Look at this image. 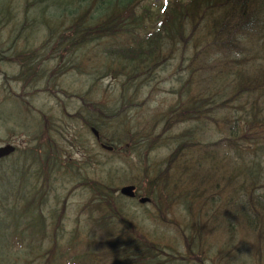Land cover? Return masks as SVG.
I'll return each mask as SVG.
<instances>
[{
  "label": "trees",
  "instance_id": "1",
  "mask_svg": "<svg viewBox=\"0 0 264 264\" xmlns=\"http://www.w3.org/2000/svg\"><path fill=\"white\" fill-rule=\"evenodd\" d=\"M76 1L89 7L73 3ZM201 1H205L207 8L214 6L212 10L223 9L230 11V15H235L231 19H226V16H224L222 19H215L214 22L211 21L210 27L207 30V33H212L213 40L221 44L222 50L230 47L236 49L238 47L237 42L232 39H225L223 36V34L230 33V28L221 26L225 25L228 21L229 26L232 24L235 35L250 32L249 35L261 36L257 34L260 33L258 31L264 32V0ZM58 6L61 9L59 18L65 17L67 14L71 16L68 24L74 29L71 35L78 38V41L80 40V43L84 46L82 48L77 46V50L83 52L86 47L85 44H89L88 46H92V48L86 52L90 54L91 58H96V53H99L101 60L95 70L99 74L112 73L115 70L117 71V68L120 69L112 60L114 46H121L120 48L127 47L126 44L122 43L115 42L113 44L114 40L118 38L117 32L119 31L127 34H136L139 41L146 42L144 44L145 47L140 42L136 44V47L131 45V48L127 49L131 54L137 55V59L141 58V55L144 53L148 59L156 60L167 49L169 52H167L166 58H163V60H174L175 53L178 52L182 55H189V52L184 47H190V43L177 45L180 38L177 34V26L172 24L173 13L167 12L166 18L163 19L159 10H152V8L145 4V0H60ZM217 23H220V25ZM62 32L69 35L66 28ZM144 33L150 35L148 42L146 39H140ZM159 36H162L164 40L161 41L162 46L156 49L158 42L154 43V40ZM200 36L201 34L194 37L193 40L196 41ZM168 39L171 40L174 49L170 47ZM66 48L70 51L72 50L71 45ZM198 50L193 51V54H198ZM74 55H76L75 58L79 59L80 62L87 59L84 53L79 55L74 53ZM31 57L32 53L27 49L22 51L21 55H14L8 60L19 62L23 67L31 69V66L25 62ZM191 57L192 55L188 57L191 61L188 64L176 66L178 73L186 72L189 75L183 90L184 93L188 94L195 88L196 76L201 72H205L204 68L198 69L194 65L196 59ZM206 70L211 72L212 68H206ZM214 76L211 74L205 77V79L210 81L209 86L205 87V90L208 99L213 104L209 106L208 112L213 113L217 111V115H220L221 109L227 106L226 102L228 101L225 99L224 89L225 83L229 82H226L225 79L219 82H212L211 79ZM129 77H132L131 82L136 81L139 87H143V85L145 86L150 82L145 75L141 76L138 74ZM262 77H264V70ZM51 89L52 87L49 86V90ZM235 90H238V88ZM123 98L124 92L121 95V99ZM196 98L198 97L196 96ZM125 100L126 102L122 101V105L126 109L134 107L137 103V98L134 95ZM79 101L82 104L81 111L75 115H67L61 122L44 119L43 128L39 129V133L34 138L44 141L49 140L50 137L46 127L50 123L54 129H58V123H63L66 126L69 123H79L84 128H88L93 122L89 117L90 113H82L84 108H86L85 100ZM105 110L111 112L110 107ZM229 121L230 117L228 116L225 122ZM100 128L98 127V129ZM237 131L230 132V142L234 146L231 156L237 155L238 151H240L242 162L240 165L236 163L233 165L229 162L231 171L222 167L217 172V178L223 177L224 182L218 193L223 195L230 203L228 204L229 210L227 208V211L229 213L227 214L233 213L240 218L247 228L253 227L259 232H263L264 192L253 193V191L258 189L257 184L264 182V169L256 162L254 165L248 166V171L252 173L249 181L242 180L240 175L244 169L243 153L246 151L243 148L244 143L247 142L259 151L261 148L256 145L255 138H251L245 131H242L241 135H239ZM8 133L10 134L11 131L8 130ZM42 152L49 157L46 151L43 150ZM231 161L234 160L232 159ZM201 163L200 160L194 164L190 159H184L178 168V174L190 177L200 171ZM74 182H76V188L79 187L81 189L82 198L87 203L80 210L81 216L78 222L84 220L90 222L100 221L103 226L100 232H98L101 234V242H104L108 238L106 243L97 242V248L100 246L98 255L96 256L95 251V257L91 256L92 249L90 250L89 248L90 241L88 237L84 235L80 237L81 233L76 228L73 232L68 233L66 243H60L59 236L61 232L63 233L62 229H60L63 223H58L60 216L57 218L51 214L49 217L47 215L46 218L44 216L43 202L38 200L36 215L38 213L37 221L39 217L40 227L38 225L34 226L32 223L28 227H25V234L19 233L18 235L15 228L7 230L4 238L0 241V251L4 255L3 261L0 262L1 264L17 263L14 257V250L19 251L20 254L30 256L33 261L38 260L40 264H206L204 260H208L209 256L205 257L203 254L204 249L195 245V236L198 235L192 232L195 227L199 226V222L189 212L182 211L180 215L179 210L177 218L180 217L175 219L177 222L174 225L169 222L174 227L173 230L166 228L147 235L143 231L135 229L134 222L130 219L132 214L127 211L124 202L119 201V197L116 196L115 176L105 175L100 169L94 171L88 170L84 174L75 175ZM172 185L182 195L185 194L186 196L187 189L180 187L175 178L172 179ZM21 196L26 197L23 199ZM205 196V193H201L193 197L192 200L201 203ZM2 198L4 199L1 200ZM2 198L0 199V203L5 202L10 204L7 196ZM13 198L15 200L14 205L22 206L23 204L32 205L35 203L31 197L30 201L27 202L29 195L23 191L17 192V194L13 195ZM33 206L22 207L31 208ZM48 221L52 222V224L48 223ZM216 221L217 219L209 226H203V231L210 229ZM48 227H50L49 230ZM211 231L214 230L211 228ZM170 234H172V239ZM229 234H232L230 229ZM255 235L252 234L253 239H255ZM261 235L262 233H258L259 238ZM234 236L235 229H233V236L229 238V244L224 239L225 246L222 249L210 252V264H216L213 259L222 254L224 260H221L220 264H232L235 259L241 261L243 253L246 255V258L249 257V254L244 252V248L237 245L229 247L231 239ZM92 247L94 246L91 245ZM257 261L249 263L246 259L242 264H264L263 259L258 258Z\"/></svg>",
  "mask_w": 264,
  "mask_h": 264
},
{
  "label": "rangeland",
  "instance_id": "2",
  "mask_svg": "<svg viewBox=\"0 0 264 264\" xmlns=\"http://www.w3.org/2000/svg\"><path fill=\"white\" fill-rule=\"evenodd\" d=\"M5 0H0V13L3 12L6 8L7 5L4 3ZM155 1H162V0H155ZM185 1L188 0H177V4L181 6H185ZM56 10V8H53ZM34 15H38V12H35ZM23 20V14H22V9L20 8V22L19 25H21ZM220 25V23H217ZM183 32L187 38L188 41H190V49L192 51H197L198 54H193L191 58H195L196 62L194 65L200 69V68H212L216 69L215 66V58L219 61L224 57H227V59L232 60L235 63H242L243 61V54L238 53L234 54V52L228 54L224 51L219 50L221 49V44L217 43L213 40L212 37H210V33L207 34V38L203 36H200L198 39H196L195 42H193V36L202 34V22L196 17L194 20L193 19H186L183 20L182 24ZM25 35L31 36L30 39H36L34 43H31V45L35 46H40L43 44L45 41L46 37L42 36L41 33H31L30 29L26 30ZM24 34L20 35L16 47L20 51V48L23 44V39H24ZM7 35H10V37H18L16 35V30H14V27L11 28L9 26L5 27L2 29V36L5 37ZM224 38L228 36V33L223 34ZM235 42L239 44V37L234 38ZM261 42V41H260ZM217 44L219 45V48L217 47ZM212 56V57H211ZM214 57V58H213ZM212 58V59H211ZM214 59V60H213ZM257 62L262 66L264 69V55H261L256 58ZM217 62V61H216ZM88 64V63H87ZM89 65V64H88ZM254 64L250 65L252 67ZM51 68V66H50ZM3 69L7 72H13L11 75L15 76L17 71V66L9 65V66H4ZM164 71H166L168 74H171L173 72V67L170 65L169 62H166L163 66ZM219 70V67H218ZM226 71L225 67H220V72ZM236 78H239V73L234 72ZM253 73L249 72L246 74V77H252ZM258 80V79H257ZM256 80V81H257ZM60 81H61V87L62 88H67L68 90H71L73 88H83L86 89L89 87V85L93 82L92 77H75V73L73 70H68L67 72L61 74L60 76ZM3 82L2 77H0V83ZM196 82V81H195ZM99 83L101 84L102 88V95L103 97H108L109 94L112 93H118V86L116 83L110 81V80H100ZM125 83L128 85H135L136 82L132 81L127 83L125 80ZM242 84L247 85L246 87H239L238 90H235L233 88V85H229V83L225 84V89H224V94H225V99L228 101L227 106H230L231 108H222V111L220 112V115H217V111H215L214 115L215 118H218V122H214V125H211L212 130L214 131L215 134V139H221L225 138L228 136V130L227 126L225 124L226 119L228 116L230 117V121L228 126L232 130H238L237 134L241 135L242 131H245L247 135H249L251 138H255L256 140V145L261 148L262 150L257 152V156L254 154L249 153L246 157L251 158L254 161H256L262 169H264V77L260 78L255 85H249L247 82H243ZM13 88H14V93L19 94L20 93V85L19 83H13ZM163 84H157L155 85L154 83L150 84L145 88L141 98L142 99H147V107H142V106H137V108L133 109L130 113V116H133L132 118L128 117L130 119V122L134 124H139L141 122L142 116L144 113H148L151 118H156L158 116H161L163 112H166L168 108L171 106L172 103V96L168 95L166 89L163 88ZM199 90L204 91V87L201 85H198L197 87ZM194 91L198 90L196 88L193 89ZM6 92L2 91L0 89V107L1 108H8V106H13V105H18L15 101L9 100L7 101L8 105L1 104L2 101L5 100ZM65 101V100H63ZM29 104L34 106L36 109L40 110H47L50 109L52 113L54 114H60L61 113V103L55 99L52 96H49L45 93L38 92L35 94L33 97H30L29 100L27 101ZM120 99L116 100L115 106H114V111L117 110L120 106ZM66 104L68 105V108L73 110L79 106L78 102H75L73 99L66 101ZM98 115H108V112L104 109H100V111H97ZM17 120H24L26 119L25 117V112L24 111H19L17 114L14 116ZM30 118L32 120H35V116L33 114L30 115ZM1 123L0 124V141H5V143H16L19 145L22 141H24V138H29L30 136H25L24 132H21L20 135L16 134L11 136L8 133V130H16L18 131L21 125L13 120H10V123ZM151 124H147L145 122L139 124V128L143 129H150ZM106 131L111 132L114 128L113 125H105ZM183 127L176 129L174 131H182ZM110 136V135H108ZM21 145V144H20ZM248 146V144H245ZM159 158H162L164 155V151H159L157 153ZM237 158L240 157V154L236 155ZM211 161L213 163H217L219 161L218 155L211 156ZM238 161V159H236ZM125 166H123L121 172H125ZM137 171V168H132L130 171ZM34 169L30 170V174L33 176L34 174ZM129 171V172H130ZM18 176V172L16 170V167L13 163H8L7 167H3V164L0 163V195L13 191L14 190V182ZM122 182H119L121 184ZM261 185L264 186V182H261ZM31 186H33L31 184ZM72 184L67 185V189L71 190ZM59 192V191H58ZM79 189L75 190L72 193V197L69 201L68 204V217L71 218L72 220L75 218V209L72 210L71 206L72 204L74 205L73 208H76L82 200V193L79 192ZM76 193V194H75ZM66 190L63 191L62 193L55 195L56 201H55V209L51 208V213H55V215H58L59 209L61 207V201L65 198ZM6 194L5 196H7ZM23 199H25L26 196H21ZM30 197L28 200H30ZM2 198L1 200H3ZM52 204L47 203L46 211L50 208ZM131 205V204H130ZM132 209L133 206L131 205ZM147 210H150L147 208ZM31 214L33 218V225H39V217L37 221V215L35 212V206L32 207L31 209ZM12 218L13 220L17 221V211L9 209L5 212L4 214V219L0 221V226L1 224L6 220ZM9 221H6V226L8 225ZM50 222V221H49ZM64 222V221H63ZM75 224V222H74ZM70 225V224H69ZM71 226V225H70ZM82 224L81 222H77V226L75 225V228L77 227L80 237L83 235L85 236V232L82 231L83 227H81ZM84 226V225H83ZM74 227V226H73ZM73 227L68 228H62L63 233H60V243H66L67 242V237L68 233L73 229ZM87 228V227H86ZM59 233V232H58ZM101 234H97L96 238L98 240H101ZM5 236V231L3 229H0V241L4 238ZM91 245L94 247L91 248ZM0 248H1V243H0ZM90 250L92 249L91 256H94L93 251L97 250V241H91L89 245ZM15 254V260L17 263L14 264H40L38 260L33 261L30 256L23 255L22 253L20 254L19 251L14 250ZM97 256V255H96ZM4 255L0 251V262L3 261ZM1 264V263H0Z\"/></svg>",
  "mask_w": 264,
  "mask_h": 264
},
{
  "label": "water",
  "instance_id": "3",
  "mask_svg": "<svg viewBox=\"0 0 264 264\" xmlns=\"http://www.w3.org/2000/svg\"><path fill=\"white\" fill-rule=\"evenodd\" d=\"M4 152H5L4 150H1V151H0V156H1V155H5L6 152H5V153H4ZM130 191H131V188H127V189H124L122 192L125 193V194H129Z\"/></svg>",
  "mask_w": 264,
  "mask_h": 264
}]
</instances>
